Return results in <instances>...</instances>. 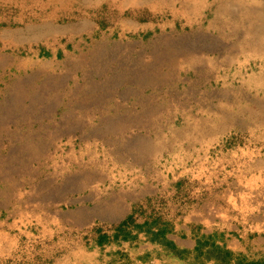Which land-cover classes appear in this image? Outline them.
<instances>
[{
    "label": "rangeland",
    "instance_id": "374dc122",
    "mask_svg": "<svg viewBox=\"0 0 264 264\" xmlns=\"http://www.w3.org/2000/svg\"><path fill=\"white\" fill-rule=\"evenodd\" d=\"M62 1L0 0V264H264L263 0Z\"/></svg>",
    "mask_w": 264,
    "mask_h": 264
},
{
    "label": "bare ground",
    "instance_id": "6f19581e",
    "mask_svg": "<svg viewBox=\"0 0 264 264\" xmlns=\"http://www.w3.org/2000/svg\"><path fill=\"white\" fill-rule=\"evenodd\" d=\"M54 1H55V3L56 2H59V3L62 2V6L63 7L65 6L64 9L65 10L67 9L66 8L67 7V3L64 4L62 0H54ZM129 1L135 2L137 0H129ZM143 1L152 2L151 3V6H153V7H157L156 5H158V6L160 5V6L163 7L164 1H167V0H143ZM214 1H217V0H214ZM224 1H227V0H220V2L222 3V5H223V2ZM179 2H183L180 5V7H182V11L173 8L174 12L176 14H179V15L181 13L182 14H184V13L187 14V9L189 7H193V8H196L197 9V7L201 5V0H195V5H193V4L187 5V1L186 0H179ZM231 2L232 1H230L228 4H226V7H225L226 9L229 8V10L227 11L229 13V15H232V13L235 12V11H232V3ZM245 2H247V1H245ZM262 2L264 3V0ZM74 3H76V2L69 3L71 9L73 7H75L74 6ZM171 3L172 4H175V1H171ZM222 5H219V9L220 8H223L224 9V7ZM55 10H57V9L55 8ZM245 10L246 11H244L243 14H241V16L239 14L236 15V17L239 19V24L242 25V26H245V30L244 31H241V34L239 33L238 35H239V37H243L244 38L245 43H247L250 47H253L254 48L253 49L254 50L253 52L255 54H258L259 56L262 57V56H264V12H263L264 11V7H263V9L261 8V9H257L256 10V9L252 8V6L250 5V6H246L245 7ZM248 15H249V17H248ZM47 25H48V23H46L45 27L43 26V28L46 29L47 28ZM31 30H32V28H31ZM221 32H223V30H221ZM7 34L4 33V35L7 36L6 38L12 37V36H14V40L15 39H18L19 40L20 38H22V34L20 32H13V33L8 32ZM198 44L199 43H197V45L192 44L191 45L192 47L186 48V49H182V50L181 49H179V50H176L175 49V51L174 50H171V52L169 51V53H170V55H172L173 57H175V59L178 62H183V60H186L189 57L190 58L193 57L189 61L194 66L197 65L200 62V58L199 57H200L201 54L202 55H205L208 52H214V53L217 52V53H219V55H223L225 53V52H222V51H218L215 48H207V47H203V46L198 45ZM245 47H248V46L245 45ZM169 48L172 49L173 48V45H170ZM171 57L170 56L168 57V61H169V59ZM30 87H31V85H30ZM30 87L26 89V92H24V88H23V85L22 84L15 85V87H13L14 89L21 88V90H18L16 92L17 95H18V97H17L16 100H19L21 93L24 94L25 98L28 95H30L29 93H31V90L32 91L34 90L33 87H31V90H29ZM18 103H19V101H18ZM16 107H17V105H16ZM16 107L13 108V109L15 110ZM7 108H8V106H7Z\"/></svg>",
    "mask_w": 264,
    "mask_h": 264
}]
</instances>
